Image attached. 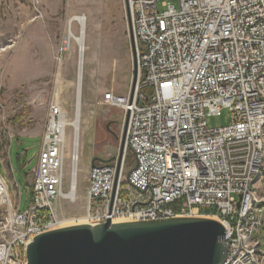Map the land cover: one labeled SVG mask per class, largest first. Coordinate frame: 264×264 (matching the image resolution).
<instances>
[{"label":"built area","instance_id":"obj_1","mask_svg":"<svg viewBox=\"0 0 264 264\" xmlns=\"http://www.w3.org/2000/svg\"><path fill=\"white\" fill-rule=\"evenodd\" d=\"M25 1L42 17L43 0ZM171 1L128 0L138 78L127 95L110 89L102 100L123 113L124 149L90 169L82 217L56 206L78 198L75 126L63 191L72 125L61 102L50 107L27 209L0 173V264H28L34 237L66 224L178 216L223 223V264H264V0ZM223 108L231 124L210 128L207 116Z\"/></svg>","mask_w":264,"mask_h":264},{"label":"rangeland","instance_id":"obj_2","mask_svg":"<svg viewBox=\"0 0 264 264\" xmlns=\"http://www.w3.org/2000/svg\"><path fill=\"white\" fill-rule=\"evenodd\" d=\"M158 8L166 9L161 2ZM40 10L42 17L34 19L37 12L27 1L0 0V173L8 182L12 200H20V210L27 209L33 191V168L51 105L61 102L68 119L75 118L83 53L80 117L90 114V120L81 126L78 138V198L75 202L56 200L62 216L81 218L92 160L99 158V164L121 150L123 113L102 100L110 89L127 95L133 81L134 53L126 0H43ZM75 15L88 17L84 45L72 39L70 48L62 51L64 42L68 45L70 31L79 35V22H69ZM231 122L229 108L207 116L210 128ZM73 132L74 127L68 126L64 192L70 187ZM132 158L130 153L129 163ZM261 237L264 248V232Z\"/></svg>","mask_w":264,"mask_h":264},{"label":"water","instance_id":"obj_3","mask_svg":"<svg viewBox=\"0 0 264 264\" xmlns=\"http://www.w3.org/2000/svg\"><path fill=\"white\" fill-rule=\"evenodd\" d=\"M126 6L134 53L133 91L139 68L128 0ZM80 92L78 86V99ZM125 135L124 129L121 152ZM97 159L92 160V166ZM225 233L221 221L206 217L108 219L97 225L79 223L39 234L27 247V259L28 264H223L228 252Z\"/></svg>","mask_w":264,"mask_h":264},{"label":"bare ground","instance_id":"obj_4","mask_svg":"<svg viewBox=\"0 0 264 264\" xmlns=\"http://www.w3.org/2000/svg\"><path fill=\"white\" fill-rule=\"evenodd\" d=\"M86 19H87L86 17L83 18L82 16H79V15H75V16L70 17V19H69L70 24H72L74 21L79 22L80 32H79L78 36L74 35V33L72 31H70L68 33V35L66 37L68 45L72 39H75L79 44L84 45ZM68 45H66V47H68ZM84 50H85V46H84ZM81 80H83V53H81L80 60H79L77 103H76L77 111L75 114V118L72 121H70V125L75 126L77 130L79 129V125H80V107H81V94H82V85H80V84H82V82L80 83ZM78 86H79V89L81 90V92H80L81 94H79V99H78ZM74 174L76 175V168L74 169ZM116 221H119V220H116Z\"/></svg>","mask_w":264,"mask_h":264},{"label":"crops","instance_id":"obj_5","mask_svg":"<svg viewBox=\"0 0 264 264\" xmlns=\"http://www.w3.org/2000/svg\"><path fill=\"white\" fill-rule=\"evenodd\" d=\"M86 18H88L87 17V15H86ZM88 20V19H87ZM86 28H87V24H86ZM87 44V39H85V45ZM87 46V45H86ZM87 49V48H86ZM90 120V114H88L87 116H86V118H83L82 116L80 117V125H79V132H80V128H81V126L83 127L84 125H85V122H86V120L87 121H89ZM11 192V191H10Z\"/></svg>","mask_w":264,"mask_h":264},{"label":"flooded vegetation","instance_id":"obj_6","mask_svg":"<svg viewBox=\"0 0 264 264\" xmlns=\"http://www.w3.org/2000/svg\"><path fill=\"white\" fill-rule=\"evenodd\" d=\"M107 128H110V124H107Z\"/></svg>","mask_w":264,"mask_h":264}]
</instances>
